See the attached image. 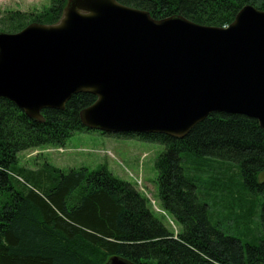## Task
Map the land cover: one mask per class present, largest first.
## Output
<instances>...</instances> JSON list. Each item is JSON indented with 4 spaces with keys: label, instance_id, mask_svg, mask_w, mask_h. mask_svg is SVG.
<instances>
[{
    "label": "trees",
    "instance_id": "1",
    "mask_svg": "<svg viewBox=\"0 0 264 264\" xmlns=\"http://www.w3.org/2000/svg\"><path fill=\"white\" fill-rule=\"evenodd\" d=\"M118 1L155 18L181 14L205 25H229L248 4L264 10V0ZM66 2L9 11L0 29L55 23ZM95 101L76 93L65 109H43L40 121L0 96V264H105L115 254L138 264H264V129L256 118L214 112L182 138L117 133L165 145L155 161L163 210L156 213L105 165L20 164L23 150L62 147L75 131L93 130L80 111ZM235 208L253 213L229 228Z\"/></svg>",
    "mask_w": 264,
    "mask_h": 264
},
{
    "label": "water",
    "instance_id": "2",
    "mask_svg": "<svg viewBox=\"0 0 264 264\" xmlns=\"http://www.w3.org/2000/svg\"><path fill=\"white\" fill-rule=\"evenodd\" d=\"M80 92L96 95L82 123L110 134L182 138L214 112L264 129V10L248 4L214 26L118 0H67L55 23L0 30V96L42 121L43 109H65ZM106 264L138 263L115 254Z\"/></svg>",
    "mask_w": 264,
    "mask_h": 264
},
{
    "label": "rangeland",
    "instance_id": "3",
    "mask_svg": "<svg viewBox=\"0 0 264 264\" xmlns=\"http://www.w3.org/2000/svg\"><path fill=\"white\" fill-rule=\"evenodd\" d=\"M50 5L51 0H0V18L12 10L28 12L42 10ZM1 26H3L2 23L0 28ZM51 146L45 144L21 151L20 164L35 168L41 166L43 162L50 161L64 170L82 166L98 169L105 165L116 176L132 182L138 190L143 192L153 211L156 213L160 211L159 172L155 161L165 149V145L138 137L105 135L97 130H91L75 131L62 148V152L56 151ZM234 172L237 173V168ZM241 210L242 208H235L234 218L229 220V228L235 226L238 221L247 220L253 213L251 209H245L244 213Z\"/></svg>",
    "mask_w": 264,
    "mask_h": 264
},
{
    "label": "clouds",
    "instance_id": "4",
    "mask_svg": "<svg viewBox=\"0 0 264 264\" xmlns=\"http://www.w3.org/2000/svg\"><path fill=\"white\" fill-rule=\"evenodd\" d=\"M43 114V113H42ZM44 116V115H43ZM94 130V129H93ZM97 131H99V132H101L100 130H97ZM105 135H107V134H105ZM161 212H163V210L161 211Z\"/></svg>",
    "mask_w": 264,
    "mask_h": 264
}]
</instances>
